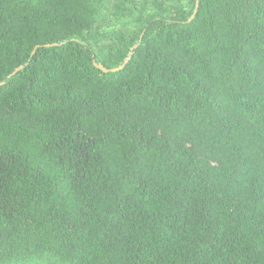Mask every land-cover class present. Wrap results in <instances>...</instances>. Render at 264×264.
Masks as SVG:
<instances>
[{
  "label": "trees",
  "instance_id": "trees-1",
  "mask_svg": "<svg viewBox=\"0 0 264 264\" xmlns=\"http://www.w3.org/2000/svg\"><path fill=\"white\" fill-rule=\"evenodd\" d=\"M0 82V264H264V0H0Z\"/></svg>",
  "mask_w": 264,
  "mask_h": 264
},
{
  "label": "rangeland",
  "instance_id": "rangeland-1",
  "mask_svg": "<svg viewBox=\"0 0 264 264\" xmlns=\"http://www.w3.org/2000/svg\"><path fill=\"white\" fill-rule=\"evenodd\" d=\"M107 19H105L98 27L97 31H100L101 33H99L97 35V32L92 33V39H96L92 40L95 41L94 44H97L99 46L108 48L110 46V44L112 45H116L119 44V40H126L128 38L131 37V28L130 26H127L126 28H121L118 27L117 29H115L112 32H109L111 30V28H107ZM113 27V26H111ZM104 37V38H103Z\"/></svg>",
  "mask_w": 264,
  "mask_h": 264
},
{
  "label": "water",
  "instance_id": "water-1",
  "mask_svg": "<svg viewBox=\"0 0 264 264\" xmlns=\"http://www.w3.org/2000/svg\"><path fill=\"white\" fill-rule=\"evenodd\" d=\"M197 4H198V2H196V7H197ZM196 7H195V9H194V12H193L191 18L194 16V14H195V12H196ZM135 47H137V44H135L134 46H132L131 49H134ZM129 56H130V52H129L127 58L124 59L123 63L120 64V65L117 66V67L107 68V67H105L102 63L97 62L95 59H93V65H94L96 68L100 69V70H101L102 72H104V73L115 72V71H117V70H119V69H121V68L124 67V65L126 64V62H127L128 59H129ZM20 68H21V67L17 68L13 73H16ZM1 84H2V82H0V85H1Z\"/></svg>",
  "mask_w": 264,
  "mask_h": 264
}]
</instances>
